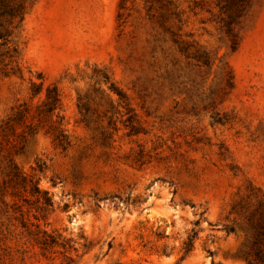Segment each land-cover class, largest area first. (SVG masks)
<instances>
[{
	"label": "rangeland",
	"instance_id": "obj_1",
	"mask_svg": "<svg viewBox=\"0 0 264 264\" xmlns=\"http://www.w3.org/2000/svg\"><path fill=\"white\" fill-rule=\"evenodd\" d=\"M0 264H264V0H0Z\"/></svg>",
	"mask_w": 264,
	"mask_h": 264
},
{
	"label": "trees",
	"instance_id": "obj_2",
	"mask_svg": "<svg viewBox=\"0 0 264 264\" xmlns=\"http://www.w3.org/2000/svg\"><path fill=\"white\" fill-rule=\"evenodd\" d=\"M6 167V180L13 184H20L24 189H28L27 191L34 195L36 200L41 203V207H46L50 205L49 198L43 196V200L40 196H38L39 192H41L40 188L38 187L37 180L34 178L33 175H26L22 174L16 164L13 162L11 158L7 159ZM29 185L28 188L26 185Z\"/></svg>",
	"mask_w": 264,
	"mask_h": 264
}]
</instances>
